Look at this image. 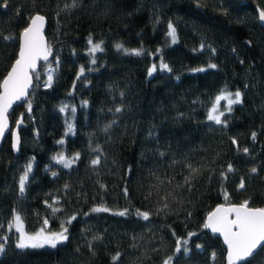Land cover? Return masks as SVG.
<instances>
[{"label":"trees","instance_id":"16d2710c","mask_svg":"<svg viewBox=\"0 0 264 264\" xmlns=\"http://www.w3.org/2000/svg\"><path fill=\"white\" fill-rule=\"evenodd\" d=\"M247 2L76 0L71 7L73 0H8L7 9L0 10V81L16 59L20 32L36 13L47 20L52 61L40 66L28 101L9 117L12 127L21 117L23 122L18 155L10 136L0 150V237L7 235L14 209L27 233L45 227V219L50 232L76 219L66 225L68 241L55 249L18 250L11 232L0 264H163L169 256L175 257L173 264H225L220 241L204 228L206 215L218 205L244 200L264 207V30L253 8L264 10V0ZM169 21L176 28L175 43L166 35ZM90 36L102 47L94 57L88 54ZM117 44L144 54L125 55ZM161 63L171 71L162 70ZM209 63L218 67L207 69ZM153 64L157 71L149 76ZM48 66L54 70L50 85L41 74ZM224 88L243 93V103L226 113L227 128L207 121ZM58 153L66 158L79 153V159L64 168L52 159ZM98 154L100 164L93 167ZM30 162L21 195L19 176ZM188 163L199 170L191 191L177 189ZM229 163L234 171L223 180L220 173ZM241 178L245 188L238 190ZM176 191L182 195L169 197L170 210L157 214L161 197ZM99 205L110 211L90 213ZM126 208V216L115 214ZM137 209L149 212V221L138 217ZM189 233L196 235L189 239ZM184 239H189L188 254L175 253L176 241ZM248 264H264V250Z\"/></svg>","mask_w":264,"mask_h":264},{"label":"snow or ice","instance_id":"6c2138e0","mask_svg":"<svg viewBox=\"0 0 264 264\" xmlns=\"http://www.w3.org/2000/svg\"><path fill=\"white\" fill-rule=\"evenodd\" d=\"M4 8L8 6V0H3L2 5ZM76 6V0H73V4L71 7ZM199 3H197V7H199ZM68 5L65 6L64 10L68 9ZM19 15V13H17ZM45 17L39 13L32 15L26 27L22 29L19 35V51L18 56L14 60L11 65L10 70L3 77L2 81H0V137H3L5 134V130L7 128V113L11 108L14 102L20 101L24 99L28 95V89L32 84V79L35 76L36 79H39V75L37 73V62L39 60L48 61L49 56L52 53V49L45 42L44 36L42 34V29L45 23ZM259 20L264 22V10L259 12ZM166 35L171 38L172 42H176V28L174 24L169 21L167 25V33ZM3 39L7 42L13 39V37H3ZM250 43V42H248ZM88 44L91 45L89 48L88 54L93 56L97 51H102L101 43H94L92 37L88 38ZM117 51H122L125 55H135L141 56L144 54L143 49H127L124 48L122 44H117ZM206 45L201 43L200 51L205 49ZM210 48V51L213 55H215V48ZM159 52V49L157 50ZM235 53V49H233ZM243 63V61H240ZM96 61L93 58L92 64H95ZM156 65L153 64L152 67L148 70V75L151 76L153 72L156 70ZM218 66L214 63H209L207 65V69H216ZM160 68L162 70L171 71L169 66L165 63H161ZM205 68L195 69L197 72L206 71ZM84 69H80V73L83 74ZM79 78V77H78ZM53 79V73L50 70L47 73V84L50 85ZM123 96V93H121ZM221 100H226V111L221 110L217 105ZM216 103H213L209 111L207 112V121L214 123L215 125L221 126L223 128H227L228 120L226 118V113H231L232 106L243 103V93L237 89L235 92L228 91L226 88L221 89L220 94L215 97ZM87 102L85 101V105ZM28 110H31V103L28 102ZM61 112L65 111V107H61ZM74 111V110H73ZM122 111L121 107H117L115 109L116 113H120ZM23 120H17V126L22 124ZM115 123V121H113ZM71 125H69V131H71ZM112 127L111 124L107 125L104 129L105 133H108L109 129ZM67 134V133H66ZM151 134V133H150ZM253 140H255L256 133L252 134ZM12 148L13 150H18L19 147V136L16 131L12 132ZM59 144H63L64 141H58ZM232 144L237 146L239 149L238 142L235 138H232ZM94 151L100 152V149L97 147ZM243 152L247 154L249 149L245 147ZM161 156L164 153H160ZM53 161L56 164L62 165L64 168H71L72 165L79 159V153L75 154L72 158H66L63 153H58L54 156ZM101 156L98 154L96 158L91 160V165L93 167L100 164ZM175 163V161H174ZM185 168L188 169V175L183 177V183L177 184V189L187 188L188 191H191V179L199 170L195 168L191 163L185 164ZM32 171V163H28L24 169L23 173L19 176L18 180V189L19 193L23 195L26 188V183L29 180V174ZM234 171L231 163L227 165L226 171H222L220 176L223 180L227 179V174L232 173ZM252 173L257 172V168H251ZM131 173V169H129V174ZM53 176H56L57 173L53 172ZM158 182L163 184L165 181ZM167 183L171 184L172 180L168 179ZM103 188L104 186L101 185ZM245 188V181L241 178L240 183L238 185V190H242ZM65 189H68V185H65ZM123 195L125 198L129 197L128 188L125 186L123 189ZM181 191L169 192L167 195L161 197L162 207H158L156 209L157 214H160L164 210H170V205L168 203L169 197H172L175 200L178 196H181ZM226 198H227V194ZM151 193L149 196L145 197V200L150 199ZM47 204L48 201H45ZM53 203H58L55 199ZM250 201L244 200L240 204H230L225 207L223 204L218 205L217 208L208 214L207 222L204 224V228L210 229L213 233H221L224 237V242L227 244V259L228 264H248V261L259 254L261 250H264V207H250ZM51 207V205H49ZM59 209H53V211H58ZM110 209L103 206H93L90 209V213H102L109 212ZM129 210L126 208L123 211L115 213L119 216H126ZM90 213H83L84 215H89ZM136 214L138 217L142 218L144 221H149L150 213L147 211H141L139 209L136 210ZM189 215H191L189 213ZM231 217V218H230ZM76 219V216L70 217L66 222L61 223V230L50 232L46 230V226L48 225V220H44L45 227H42L39 231L34 233L25 232L22 226V218L16 210H13L12 220L8 224V230L11 232L14 227V231L17 234V240L15 247L18 250H27V249H42L45 247H50L55 249L57 245L62 244L68 241V227L66 225H70L73 220ZM3 227V225H0ZM196 235V233H189V239L191 236ZM94 240L100 239V237H94ZM189 239H184L183 241L177 240L175 253L179 254L183 252L184 254H188L189 248L187 247L189 243ZM8 237L3 236L0 237V254L5 251V245L7 243ZM92 245L89 244V248ZM197 247H201L197 245ZM120 256V253H117L112 259L116 261ZM175 257L169 256L167 259L163 261V264H173Z\"/></svg>","mask_w":264,"mask_h":264},{"label":"water","instance_id":"95a60500","mask_svg":"<svg viewBox=\"0 0 264 264\" xmlns=\"http://www.w3.org/2000/svg\"><path fill=\"white\" fill-rule=\"evenodd\" d=\"M235 1H239V0H235ZM247 4H248L247 0H240V5H241V6H246ZM0 5H2V0H0ZM253 8H254L255 13H256L257 25H258L262 30H264V22H261V21L259 20V12L262 11V10H261L257 5H254ZM6 9H7V8H4V7L0 6V10L5 11ZM46 29H47V20L45 19V23H44V26H43V29H42V34H43V36H44V39H45L46 44L48 45L47 39H46V37H45ZM19 35H20V34H19ZM18 51H19V39H18V50H17L16 58H17V56H18ZM51 61H52V55L49 56L48 61H44V60H42V59L39 60V61L37 62V73H38V71H39L41 65H48V64H50ZM10 68H11V67H10ZM10 68H9V70H10ZM9 70H8V71H9ZM6 74H7V73H6ZM33 88H34V79H32V84H31V86H30L29 89H28V95H27L24 99H22V100H20V101H16V102H14L13 105L11 106V108L8 110V113H7V121H8V123H7V128H6V130H5V134H4V136H3V137H0V150H1L2 146H3V143H4L5 139H6L8 136H10V142H11V148H12V142H13L12 132H13V131H16V132L18 133V136H19V131H20L21 127H22V124H20L19 126H17V123H16L15 126L12 127L9 117L11 116V114L14 112V110H15L16 108H18V107L24 105V104L28 101L29 96H30V94L32 93ZM19 150H20V138H19V147H18V150H13V148H12V151H13V153H14L15 155H18ZM224 206L227 207V206H229V205H224ZM216 208H217V206H216L215 208H213L209 213L213 212ZM209 213H208V214H209ZM208 214H207L206 217H205L204 224L207 222ZM230 218H231V217H230ZM205 230H206V232H207L212 238H216V239H218V240L220 241L222 247H223L224 250H225V256H224L225 264H228V259H227V255H228V253H227V244H225V242H224V237H223V235H222L221 233H218V232H217V233H213L210 229H206V228H205ZM251 259H252V258H251ZM251 259H250V260H251ZM250 260H249V261H250ZM249 261H248V262H249ZM241 264H243V262H241Z\"/></svg>","mask_w":264,"mask_h":264},{"label":"rangeland","instance_id":"374dc122","mask_svg":"<svg viewBox=\"0 0 264 264\" xmlns=\"http://www.w3.org/2000/svg\"><path fill=\"white\" fill-rule=\"evenodd\" d=\"M52 71V73L54 72V70L50 67V66H48L47 68H45L44 70H42V76H43V81L45 82L46 81V83H47V73L49 72V71ZM157 71V68H156V70L153 72V74L155 73ZM214 103H216V101L214 102ZM226 104H227V101L226 100H221L219 103H218V107L221 109V110H225L226 111ZM234 106H236V105H233L232 107H234ZM7 235L6 236H8V234H10L11 232H14L15 233V231H14V227H13V230L10 232L9 230H8V227H7ZM16 234V233H15ZM16 237H17V234H16ZM48 248H50V247H48Z\"/></svg>","mask_w":264,"mask_h":264}]
</instances>
